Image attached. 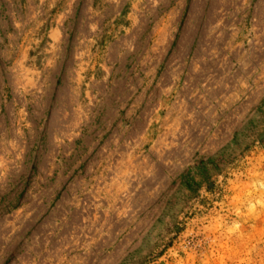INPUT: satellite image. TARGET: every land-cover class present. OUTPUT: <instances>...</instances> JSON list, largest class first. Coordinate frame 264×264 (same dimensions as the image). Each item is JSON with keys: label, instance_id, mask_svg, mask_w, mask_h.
<instances>
[{"label": "rangeland", "instance_id": "obj_1", "mask_svg": "<svg viewBox=\"0 0 264 264\" xmlns=\"http://www.w3.org/2000/svg\"><path fill=\"white\" fill-rule=\"evenodd\" d=\"M0 264H264V0H0Z\"/></svg>", "mask_w": 264, "mask_h": 264}, {"label": "trees", "instance_id": "obj_2", "mask_svg": "<svg viewBox=\"0 0 264 264\" xmlns=\"http://www.w3.org/2000/svg\"><path fill=\"white\" fill-rule=\"evenodd\" d=\"M196 168L199 170L202 168V165L199 164ZM189 175H190V171H187L186 173H184L179 177L180 183L186 186L187 188L189 187V181H188Z\"/></svg>", "mask_w": 264, "mask_h": 264}]
</instances>
